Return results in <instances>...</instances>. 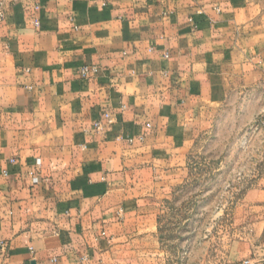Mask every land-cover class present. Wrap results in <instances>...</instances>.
<instances>
[{
	"label": "crops",
	"instance_id": "obj_1",
	"mask_svg": "<svg viewBox=\"0 0 264 264\" xmlns=\"http://www.w3.org/2000/svg\"><path fill=\"white\" fill-rule=\"evenodd\" d=\"M7 1L0 264H190L163 218L226 115L264 117V0ZM258 172L208 264H264Z\"/></svg>",
	"mask_w": 264,
	"mask_h": 264
},
{
	"label": "rangeland",
	"instance_id": "obj_2",
	"mask_svg": "<svg viewBox=\"0 0 264 264\" xmlns=\"http://www.w3.org/2000/svg\"><path fill=\"white\" fill-rule=\"evenodd\" d=\"M262 121L264 117L256 122L248 121L241 111L227 114L215 136L203 140L196 150L193 177L176 195L163 218L168 246L192 251V256L184 257L190 264H208L212 249L208 250V237L218 231L225 232L226 225L233 222L234 212L228 209L229 202L240 198L261 173L258 171H263L264 162L258 159L264 152ZM216 169L219 173L211 174ZM187 219L184 227L177 226ZM186 233L194 234V239L183 244ZM176 238L180 239L179 243L174 241ZM223 242L220 239L216 245ZM225 261L223 257L220 264Z\"/></svg>",
	"mask_w": 264,
	"mask_h": 264
},
{
	"label": "built area",
	"instance_id": "obj_3",
	"mask_svg": "<svg viewBox=\"0 0 264 264\" xmlns=\"http://www.w3.org/2000/svg\"><path fill=\"white\" fill-rule=\"evenodd\" d=\"M7 0H0V21L4 20L5 19V16H6V9H7ZM35 26L38 27L39 26V22H35ZM99 72V68L97 66H84L81 70V75L83 78H91V77H94L95 75H97V73ZM105 119L107 120L108 123H111L112 122V118H111V115L110 114H106L105 115ZM262 125H264V122L262 121L261 122ZM94 128L96 130L97 133L101 132L104 128V125L102 122L100 121H97L94 123ZM134 140L133 139H130L129 140V143H133ZM11 163H14L15 160L12 159L10 161ZM37 164L40 165V160H37ZM4 175L7 176L8 173L7 172H4ZM33 182L35 184H37L39 182V179L38 177H35L33 179ZM242 264H262L261 261L260 262H255L254 260H245L242 262Z\"/></svg>",
	"mask_w": 264,
	"mask_h": 264
}]
</instances>
